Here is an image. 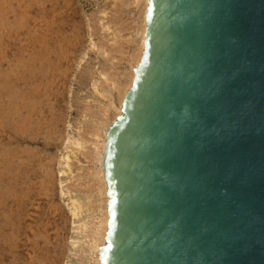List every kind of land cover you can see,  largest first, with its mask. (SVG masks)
Returning <instances> with one entry per match:
<instances>
[{
  "label": "water",
  "instance_id": "water-1",
  "mask_svg": "<svg viewBox=\"0 0 264 264\" xmlns=\"http://www.w3.org/2000/svg\"><path fill=\"white\" fill-rule=\"evenodd\" d=\"M147 2L99 264H264V0Z\"/></svg>",
  "mask_w": 264,
  "mask_h": 264
},
{
  "label": "rangeland",
  "instance_id": "rangeland-1",
  "mask_svg": "<svg viewBox=\"0 0 264 264\" xmlns=\"http://www.w3.org/2000/svg\"><path fill=\"white\" fill-rule=\"evenodd\" d=\"M136 4L133 0H0V92H6L0 94V112L5 108L8 113H0V264H87L86 238L76 226L82 221L91 225L100 214L98 209L92 211L100 195L90 174L94 167L90 132L99 112L109 101H117L118 90L111 86L123 83L136 46L134 30L141 19V4ZM28 82L34 86H24ZM65 150L71 152V167L62 174ZM70 196L82 201L85 209L76 220Z\"/></svg>",
  "mask_w": 264,
  "mask_h": 264
},
{
  "label": "bare ground",
  "instance_id": "bare-ground-1",
  "mask_svg": "<svg viewBox=\"0 0 264 264\" xmlns=\"http://www.w3.org/2000/svg\"><path fill=\"white\" fill-rule=\"evenodd\" d=\"M35 1V0H34ZM135 3H137V4H141V6H139V7H141V9H140V16L139 17H141V19L139 20V22H140V24H138L137 26V29L136 30H134V32L136 31V33L135 34H137L138 35V38L136 37V46L134 45V48L132 49V53L130 52V57H129V61H128V70H127V72L125 73V75H124V78H125V80H124V78H123V83H118L117 81V83H113L112 84V86L111 87H113L112 88V90L113 89H115V88H117V90H118V92L116 93L117 94V101L115 102V100H111V101H109V104L108 105H106V107L105 108H103V110L102 111H100L101 112V114H100V112H99V116H97V119L95 120V122H94V124H93V126H92V128H91V132H90V135H91V139H92V144H93V149H92V152H91V150H90V156H91V158L93 159V164H94V167L92 168L93 169V171H92V173H90V174H92L93 175V181H96L95 183H96V185H94L95 186V189L97 190L96 192L98 193L97 195H100L98 198H99V200L98 199H96V201L98 200V203L96 204H94V205H96V206H94L91 210L92 211H94L95 209H98V211L100 212V214L97 216L96 215V221H93V223H91V225H89L87 222H85V221H82V222H78V224H77V226H76V228L77 227H81V231L83 230V233H84V237L86 238V244H87V251H88V253H89V257H88V262H87V264H99V257H98V251H99V248H100V246L101 245H103L104 243H105V234H106V231H107V219H108V212H107V201H108V199H109V197H108V195L106 194V192H107V184H106V180H105V175H104V169H103V161H104V152H105V143H106V135H107V130H108V127H109V125L111 124V122L112 121H114L116 118H117V116L121 113V105H122V101H123V98H124V96H125V94H126V92H127V90L130 88V86H131V84H132V81H133V77H134V70H133V68L134 67H136L137 66V64H138V62L140 61V58H141V54H142V50H143V47H144V32H145V26H146V22H145V11H146V7H147V4H148V2H147V0H133ZM15 4V3H14ZM136 4V5H137ZM35 5H36V3H35ZM40 5V4H39ZM41 7V6H40ZM11 9H12V7H11ZM39 14V13H38ZM37 14V15H38ZM41 16V15H40ZM37 18V17H36ZM38 19V18H37ZM9 21V20H8ZM14 23V22H13ZM1 24V23H0ZM6 24V23H5ZM20 25V24H19ZM45 25V24H44ZM39 28V27H38ZM36 32V31H35ZM0 33H1V31H0ZM2 35V34H1ZM21 42H22V40H21ZM52 43V42H51ZM44 44V43H43ZM45 50V49H44ZM53 50V49H52ZM25 52V51H24ZM13 56V55H12ZM2 57H3V55H2ZM10 57V56H9ZM40 57V56H39ZM6 58H7V56H6ZM43 58H44V56H43ZM9 58H7V60H8ZM16 59V58H15ZM39 59V58H38ZM2 59H0V65L2 64V61H1ZM13 60V59H12ZM17 60H20V59H17ZM45 60V59H44ZM16 60H14V62H15ZM29 61V60H28ZM38 61V60H37ZM6 62H8V61H6ZM19 62V61H18ZM21 62V61H20ZM20 62H19V64H20ZM23 62V61H22ZM41 62V61H40ZM15 63H17V62H15ZM42 63V62H41ZM4 64V63H3ZM10 64H11V61H10ZM14 64V63H13ZM5 65V64H4ZM22 65V64H21ZM21 65L19 66V68L21 67ZM23 65H25V64H23ZM28 65V64H27ZM45 65V64H44ZM18 66V65H17ZM43 66V65H42ZM48 66V65H47ZM47 66H46V69L48 70V68H47ZM16 67V66H15ZM24 67V66H23ZM49 67V66H48ZM8 68H9V66H8ZM18 68V67H17ZM35 68V67H34ZM43 68L45 69V67L43 66ZM42 68V69H43ZM2 69V68H1ZM10 69H11V67H10ZM33 69V68H32ZM36 69V68H35ZM40 69V68H39ZM41 69V70H42ZM4 70V69H3ZM9 70V69H8ZM20 70V69H19ZM18 70V71H19ZM37 70V69H36ZM1 71V70H0ZM12 71V70H11ZM24 70H22V72H23ZM34 71V70H33ZM32 71V72H33ZM4 72V71H3ZM6 72V71H5ZM20 72V71H19ZM36 72V71H35ZM46 72V71H45ZM9 73V72H8ZM11 73V72H10ZM12 73H14V72H12ZM21 73V72H20ZM31 73V72H30ZM4 74V73H3ZM15 74V73H14ZM18 74V73H17ZM27 74H29L28 72H27ZM34 74H36V73H34ZM18 75H20V74H18ZM17 75V76H18ZM45 75V74H44ZM1 72H0V81H1ZM4 76H7V75H5L4 74ZM3 76V77H4ZM12 76H13V74H12ZM15 76V75H14ZM27 76H29V75H27ZM33 76V75H32ZM31 76V77H32ZM2 77V78H3ZM22 77V76H21ZM38 77H39V75H38ZM32 78H35V77H32ZM4 79H5V77H4ZM8 79L9 78H7V81H8ZM11 79V78H10ZM16 79V78H15ZM18 79H22V78H18ZM30 79V78H29ZM38 79V78H37ZM12 80V79H11ZM10 80V81H11ZM19 81V80H18ZM17 81V82H18ZM24 81V80H23ZM34 81V80H33ZM32 81V82H33ZM47 81V80H46ZM11 82H13V81H11ZM16 82V83H17ZM25 82V81H24ZM23 82V83H24ZM30 82V81H29ZM27 83V84H25L24 86H27L28 84H30V83ZM2 83V82H1ZM9 83V82H8ZM19 83V82H18ZM34 83H35V81H34ZM38 83V82H37ZM7 84V83H6ZM12 83H10L9 85H11ZM14 84V83H13ZM111 84V83H110ZM18 85H20L19 86V88L22 86L21 84H18ZM7 86V85H6ZM13 86V85H12ZM30 86H34V84L33 85H31L30 84ZM36 86V85H35ZM39 86V85H38ZM38 86L37 87H34V89L36 90V88H38ZM43 86V85H42ZM9 87V86H8ZM14 87V86H13ZM17 87V86H16ZM14 88V89H17V88ZM29 87V86H28ZM1 88V87H0ZM12 88V87H11ZM24 88V87H23ZM27 88V87H26ZM26 88H24V89H26ZM42 88V87H41ZM2 89V88H1ZM7 89V88H6ZM28 89V88H27ZM27 89L25 90L26 92H27ZM9 92H10V87H9ZM13 90V89H12ZM29 90V89H28ZM31 90H33V89H31ZM4 91H6V90H4ZM17 91V92H16ZM18 91H20V90H15L14 92L15 93H18ZM23 91V90H22ZM1 92H3V91H1ZM1 92H0V94H1ZM13 91H12V93H14ZM113 92V91H112ZM112 92H110L109 94H111ZM6 93V92H5ZM4 92H3V94H5ZM22 93V92H21ZM2 94V95H3ZM43 94V93H42ZM1 95V96H2ZM21 95H24V94H21ZM0 96V98L2 99V97ZM11 97H12V95H10ZM21 97H23V96H21ZM49 97V96H48ZM4 98V97H3ZM14 98V97H13ZM12 98V99H13ZM16 98V97H15ZM32 98H34V97H32ZM112 98V97H111ZM110 98V96H109V99H111ZM115 98V97H114ZM19 100L20 99H22V98H18ZM17 99V100H18ZM24 99V98H23ZM26 99V98H25ZM108 99V100H109ZM6 100V99H5ZM9 100H10V98H9ZM16 100V99H15ZM28 100V99H27ZM1 103H3L2 102V100L0 101ZM7 102V101H6ZM5 102V103H6ZM9 102V101H8ZM7 102V103H8ZM17 103L16 104H18V105H20V101H16ZM31 102H32V99H31ZM1 103H0V105H1ZM6 103V104H7ZM10 103H12V102H9L8 103V105L10 104ZM14 103V102H13ZM12 103V104H13ZM11 104V105H12ZM22 104H23V102H22ZM27 104V103H26ZM26 104H24V106L26 105ZM50 104H51V100H50ZM3 105V104H2ZM1 105V106H2ZM8 105H6L7 107H8ZM28 105H29V103H28ZM28 105H26V106H28ZM31 105V104H30ZM29 105V106H30ZM0 106V107H1ZM11 107V106H10ZM13 107V106H12ZM12 107H11V109H12ZM18 107V106H17ZM16 107V108H17ZM20 107H21V105H20ZM31 107V106H30ZM19 108V107H18ZM24 108V107H23ZM33 108V107H32ZM31 108V109H32ZM3 109V108H2ZM9 109V108H8ZM21 109V108H20ZM20 109H16V111L17 110H20ZM5 108H4V110H2V112L3 113H6L5 112ZM8 111H10V109L8 110ZM14 111V110H13ZM13 111H11V112H13ZM16 111H15V114H16ZM46 111V110H45ZM2 112H0V113H2ZM18 112V111H17ZM27 113H28V111H26ZM25 112V113H26ZM37 112H41V111H37ZM2 113V114H3ZM14 113V112H13ZM19 113V112H18ZM22 113V112H21ZM20 113V114H21ZM8 113H6V115H7ZM10 114H12V113H10ZM23 114V113H22ZM6 115H4V116H6ZM1 116V115H0ZM11 116H13V115H11ZM7 118V117H6ZM13 118V117H12ZM12 118H10V119H12ZM23 118V117H22ZM25 118V117H24ZM23 118V119H24ZM19 119V118H18ZM21 119V118H20ZM19 119V122L21 121ZM12 120H14V119H12ZM40 120V119H39ZM11 121V120H10ZM42 121V120H41ZM12 122H14V121H12ZM0 123H1V121H0ZM15 123H16V121H15ZM22 123V122H21ZM24 123V122H23ZM18 124H20V123H18ZM26 124V123H25ZM51 124V123H50ZM50 124H49V126H50ZM28 125V124H27ZM41 125V124H40ZM1 126V125H0ZM45 126V125H44ZM14 127H17V126H14ZM20 127V126H19ZM9 129V128H8ZM20 129V128H19ZM17 130H18V128H17ZM48 131V130H47ZM19 132V131H18ZM41 132V131H40ZM43 132H44V130H43ZM8 133V132H7ZM13 133H14V131H13ZM15 134V133H14ZM12 135V134H11ZM39 135V134H38ZM15 135H12L11 136V138L13 137V138H15L14 137ZM17 136V135H16ZM34 136V135H33ZM40 136V135H39ZM39 136H38V138H39ZM10 137V136H9ZM27 138H29V137H27ZM16 139V138H15ZM14 139V140H15ZM31 139H33V138H31ZM65 139V138H64ZM12 140V139H11ZM44 140V139H43ZM62 140H63V138H62ZM65 140H67V139H65ZM69 140H71V139H68L67 141L69 142ZM16 141V140H15ZM30 141V140H29ZM28 141V142H29ZM34 141V140H33ZM32 141V142H33ZM66 141V142H67ZM73 141V140H72ZM75 141V140H74ZM63 142V141H62ZM79 142V141H78ZM3 143V142H2ZM1 143V144H2ZM13 144H14V142H12ZM31 143V142H30ZM34 143V142H33ZM45 143H47V142H45ZM80 143V142H79ZM12 144V145H13ZM17 144V143H16ZM32 144V143H31ZM71 144V143H70ZM73 144V143H72ZM6 145V144H5ZM64 145V144H63ZM76 145V144H75ZM3 146V145H2ZM7 146V145H6ZM22 146V145H21ZM27 146V145H26ZM79 146H81L80 144H79ZM26 148V147H25ZM29 148V147H28ZM63 148H66V147H63ZM81 148H83V147H81ZM20 149V148H19ZM22 149V148H21ZM20 149V150H21ZM24 149V148H23ZM27 149V148H26ZM30 149V148H29ZM5 150V149H4ZM7 150V149H6ZM31 150V149H30ZM25 151V150H24ZM28 151V150H27ZM72 151H74V150H72ZM0 152H2V148H1V150H0ZM35 152V151H34ZM64 152V151H63ZM62 152V153H63ZM69 150H65V152H64V154L61 156V161L60 162H62L63 163V166L62 165H59V167L60 166H62L63 168H62V170L60 171L62 174H64V173H67L66 171L67 170H69L70 169V163H69ZM6 153V152H5ZM72 153H74L75 154V152H72ZM4 154V153H3ZM3 154H2V156H3ZM7 154V153H6ZM19 154V153H18ZM70 154H71V152H70ZM74 154H72V155H74ZM5 155V154H4ZM8 155H9V153H8ZM76 156V155H75ZM90 156H88L89 158H90ZM4 157H7V155H5ZM13 157V156H12ZM20 157V156H19ZM15 158V157H14ZM24 158V157H23ZM91 158H90V160H91ZM18 159H20V158H18ZM60 159V158H59ZM8 160V159H7ZM17 161V160H16ZM59 163V162H58ZM14 164V163H13ZM5 165H6V163H5ZM15 168V167H14ZM59 169H61V168H59ZM16 171V170H15ZM59 172V173H60ZM69 172H70V170H69ZM8 173V172H7ZM3 181V180H2ZM92 184V183H91ZM26 186H27V184H26ZM92 187H93V185H92ZM66 190H68V188L66 189ZM22 191V190H21ZM62 191V190H61ZM64 192V191H63ZM66 192V191H65ZM66 193H68V192H66ZM94 193V192H93ZM92 193V194H93ZM5 195H6V193H5ZM95 195H96V193H95ZM71 197V196H70ZM69 197V199L70 200H68V201H70V207H71V214H72V217H73V219H75V218H77L80 214H82V211H84L85 209H84V207H83V204L79 201V199H76V198H70ZM95 199V198H94ZM31 201V200H30ZM95 201V202H96ZM1 203H3V202H1ZM95 208V209H94ZM41 209V208H40ZM96 211V210H95ZM97 211V212H98ZM44 213V212H43ZM95 214V213H94ZM29 216V215H28ZM81 216V215H80ZM79 216V217H80ZM93 218H94V216H93ZM78 219V218H77ZM6 220V219H5ZM76 220V219H75ZM41 221V220H40ZM35 222V221H34ZM43 222H45V221H43ZM37 223V222H36ZM28 225H29V223H27ZM27 225V226H28ZM44 226V225H43ZM9 229V228H8ZM42 229H43V227H42ZM77 230H78V228H77ZM10 231V230H9ZM49 233V232H48ZM5 234V233H4ZM37 234V233H36ZM31 239V238H30ZM72 239H73V237H72ZM71 239V240H72ZM34 240V239H33ZM12 242H13V240H12ZM73 242L75 243V237H74V239H73ZM35 243V242H34ZM72 243V242H71ZM74 243L72 244V245H74ZM12 244V243H11ZM14 244V243H13ZM12 246V245H11ZM15 248V247H14ZM24 251V250H23ZM32 251V250H31ZM27 253H29V251L27 252ZM34 253V252H33ZM6 257V256H5ZM28 259V258H27ZM26 261H28V260H26ZM11 262V261H10ZM2 263V262H1Z\"/></svg>",
  "mask_w": 264,
  "mask_h": 264
}]
</instances>
